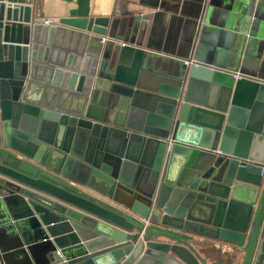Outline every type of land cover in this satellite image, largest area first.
Masks as SVG:
<instances>
[{
  "label": "water",
  "instance_id": "1",
  "mask_svg": "<svg viewBox=\"0 0 264 264\" xmlns=\"http://www.w3.org/2000/svg\"><path fill=\"white\" fill-rule=\"evenodd\" d=\"M112 22L0 0L3 264H264V81Z\"/></svg>",
  "mask_w": 264,
  "mask_h": 264
},
{
  "label": "crops",
  "instance_id": "2",
  "mask_svg": "<svg viewBox=\"0 0 264 264\" xmlns=\"http://www.w3.org/2000/svg\"><path fill=\"white\" fill-rule=\"evenodd\" d=\"M32 4L40 21L110 17L107 38L264 81V0H32ZM211 260L209 264L214 263ZM230 262L227 254L215 261Z\"/></svg>",
  "mask_w": 264,
  "mask_h": 264
},
{
  "label": "built area",
  "instance_id": "3",
  "mask_svg": "<svg viewBox=\"0 0 264 264\" xmlns=\"http://www.w3.org/2000/svg\"><path fill=\"white\" fill-rule=\"evenodd\" d=\"M56 21H57V20H56ZM56 21H55V19H53V18H45V19L43 20V22H44L45 24H53V23H55ZM105 39H106V38H101V43H104ZM193 61H194L193 59L184 60V62H185L186 64H188V63H192ZM235 77H236V78H241L242 75L235 74ZM57 253L59 254V251H57Z\"/></svg>",
  "mask_w": 264,
  "mask_h": 264
}]
</instances>
